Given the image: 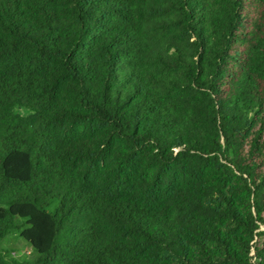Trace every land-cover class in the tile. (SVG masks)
<instances>
[{
	"label": "trees",
	"instance_id": "obj_1",
	"mask_svg": "<svg viewBox=\"0 0 264 264\" xmlns=\"http://www.w3.org/2000/svg\"><path fill=\"white\" fill-rule=\"evenodd\" d=\"M0 264H264V0H0Z\"/></svg>",
	"mask_w": 264,
	"mask_h": 264
},
{
	"label": "rangeland",
	"instance_id": "obj_2",
	"mask_svg": "<svg viewBox=\"0 0 264 264\" xmlns=\"http://www.w3.org/2000/svg\"><path fill=\"white\" fill-rule=\"evenodd\" d=\"M11 242L10 246L15 250V255L18 258L32 257V249L22 240H12Z\"/></svg>",
	"mask_w": 264,
	"mask_h": 264
},
{
	"label": "clouds",
	"instance_id": "obj_3",
	"mask_svg": "<svg viewBox=\"0 0 264 264\" xmlns=\"http://www.w3.org/2000/svg\"><path fill=\"white\" fill-rule=\"evenodd\" d=\"M13 113L19 115L21 118H26L27 115L31 114L28 110L23 108H14Z\"/></svg>",
	"mask_w": 264,
	"mask_h": 264
}]
</instances>
